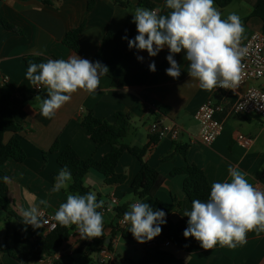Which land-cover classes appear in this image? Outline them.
I'll use <instances>...</instances> for the list:
<instances>
[{"label":"crops","instance_id":"0c3cea01","mask_svg":"<svg viewBox=\"0 0 264 264\" xmlns=\"http://www.w3.org/2000/svg\"><path fill=\"white\" fill-rule=\"evenodd\" d=\"M119 2L0 0V97L10 95L14 103V119L21 126L16 134L5 133L4 142L17 138L26 156L21 163L9 160L3 167L8 175V204L6 209L0 207V244L14 246L18 238L36 242L31 236L34 228L22 221L21 209L38 206L40 210L55 212L66 201L71 182L67 191H52L55 177L61 170L59 153L50 152L56 141L59 142L60 151L69 146L83 160L91 157L101 160L110 152L111 146L104 144L97 148L82 126V119L91 112L97 118L114 123L115 114L123 112L131 117L129 133L123 139V143L130 147L143 148L147 145L154 123L177 129L179 135L174 139L169 132L144 157V161L163 177L153 197L140 199L134 195L133 185L141 164L129 152L124 153L116 168L118 174L127 178L123 184L106 185L104 178L95 171L86 175L84 184L96 193L98 201L104 200L106 206L113 199L117 200L114 212L103 213V236L94 238L103 241L106 246L110 245L108 249L113 256L110 264H131L143 259L146 254L160 258L165 264H264V232L247 233V242L235 248L218 244L205 250L194 240L187 241L185 248L181 249L164 241L160 235L155 237V244L147 246L137 242L128 231L129 226L126 229L120 227V218L128 210L129 204L137 199L149 203L152 208L159 200L166 210V222H187L188 217L184 213L191 210L192 203L183 190L185 176L172 175L174 169L186 164L196 165L203 170L210 185L229 180L228 167L235 166L247 174L250 183L264 190V121L255 116L234 113L236 103L248 88L264 90V79L248 81L234 91L203 90L187 73L184 51L174 55L181 65V75L173 79L166 74V69L170 67L166 59L169 54L167 47L155 57H149L146 50L133 48L132 58L147 70L154 61L156 71L149 70L151 76L143 85L114 87L112 79H120L130 64L126 62L125 55L128 39H134L138 34L132 22L135 9L159 8L162 15L170 11L164 8L165 0ZM261 4H264V0H234L225 8H219L216 3L214 6L223 19L231 13L241 18L245 27L244 40L264 30V19L253 15ZM4 21L13 29H7ZM81 26L84 28L79 39L80 52H75L64 45L63 39L68 32ZM109 33L112 38L102 48ZM125 36L128 39H123ZM75 54L93 63L97 58L108 66L109 73L100 77V85L94 95L78 90L52 119L44 118L40 114L41 100L35 98L39 95L41 99H46L47 92L45 89L37 90L26 79V58L67 60ZM138 56L143 60H138ZM142 69L140 67L139 71L142 72ZM207 101L222 106L217 118L223 124V131L210 145L199 138L200 124L195 118L199 108ZM239 133L254 139L250 148L246 149L236 142L235 136ZM183 147L186 148V157L178 150ZM42 199L47 200V207L39 204ZM90 244L91 240L81 239L73 225L69 240L42 260L21 263L0 252V264H101L98 252L88 255Z\"/></svg>","mask_w":264,"mask_h":264},{"label":"clouds","instance_id":"9594fccd","mask_svg":"<svg viewBox=\"0 0 264 264\" xmlns=\"http://www.w3.org/2000/svg\"><path fill=\"white\" fill-rule=\"evenodd\" d=\"M164 8L170 10L166 15L160 14L159 8L135 9L132 22L138 34L128 40L129 49L146 50L149 57H155L167 47L166 59L170 67L166 74L173 79L181 75V65L174 55L184 51L187 73L201 89L234 91L241 80L242 59L248 54V48L241 43L245 33L241 18L231 13L223 19L214 0H165ZM137 59L142 61L143 57ZM149 70L156 71L154 61L149 64ZM108 73V66L75 54L67 60L30 62L26 79L32 86L46 90V99L39 95L35 99L41 100L40 114L52 119L78 90L94 95L100 77ZM228 175L229 180L211 184L206 201L193 200L191 210L184 213L188 217L184 237H194L205 250L217 244L235 248L247 242V233L264 232V190L250 183L247 174L238 167L230 165ZM3 179L8 181V177ZM71 181V172L64 166L55 177L52 191H67ZM39 204L48 206L43 199ZM104 206L105 201H98L95 192L69 193L53 218L62 227L75 225L81 239L99 238L103 236L104 216L98 209ZM21 216L22 221L34 229L47 223L38 206L21 209ZM123 223L129 225L128 231L137 242L145 243L161 234L166 213L153 210L149 203L137 199L129 204Z\"/></svg>","mask_w":264,"mask_h":264},{"label":"trees","instance_id":"16d2710c","mask_svg":"<svg viewBox=\"0 0 264 264\" xmlns=\"http://www.w3.org/2000/svg\"><path fill=\"white\" fill-rule=\"evenodd\" d=\"M233 1L234 0H214V3H216L219 8H225ZM117 2H119V0H117ZM119 3L122 4L121 2ZM123 5L128 4L124 3ZM89 6L91 7L92 3H90ZM253 15L264 19V4L259 5L254 10ZM3 24L7 29H13L7 22L4 21ZM83 28L84 27L81 26L78 29L68 32L63 39L64 45L75 52H80L79 39ZM111 38L112 34L109 33L103 41L102 48L109 43ZM125 60L130 63L128 69L120 79H112V85L114 87H135L145 84L149 80L151 72L132 58V49H129V47L125 55ZM97 61L96 58L94 63ZM26 62L29 65L30 62L41 63L47 61L40 58H26ZM140 67L143 68L142 72L139 71ZM13 106L14 103L9 94H3L0 97V207L5 209L8 204V184L4 181L3 177H8V175L5 173L3 167L9 160L21 163L26 158L17 138L13 137L8 143L4 142L5 133L11 132L16 134L21 128L14 119ZM130 122L131 117L129 114L123 112L115 114L114 123L97 118L91 112L83 117L81 124L88 131L97 148L104 144H109L111 146L110 152L101 160H97L93 157L83 160L69 146L60 151L59 142L56 141L50 152L59 153L58 164L61 169L67 166L71 172L72 181L69 187V193L83 195L91 192V189L84 184V179L90 171L99 173L104 178L106 185L123 184L127 178L123 174H118L116 168L124 153L129 152L135 156L141 164V169L133 185L134 195L137 198L143 199L146 197H153L156 194L163 182V177L158 174L155 168L144 161V157L147 151L159 142L160 137L158 134H151L150 141L143 148L130 147L123 143V139L126 138L129 133L131 126ZM178 150L186 157V148L183 147ZM177 174L185 176L183 190L191 203L193 200L197 199L201 201L207 200L211 185L203 170L196 165L186 164L183 167L173 170L172 175ZM153 210H163L166 213V210L160 204L159 200H156L154 203ZM116 211L118 214H121L119 209H116ZM187 226L188 224L186 221L181 220L174 222L169 220L163 225L160 237L164 241H168L184 249L187 241L194 240L198 242L194 237H184L183 232ZM72 229L73 226L62 227L59 224H57L56 230L50 233H45L43 228L33 229L31 230V236L36 239V242L26 238H18L14 246H10L8 243L0 244V252L9 255L21 263L40 261L45 256L51 255L55 250L59 249L67 242L71 236ZM103 246H106L103 241L94 240L88 247V255L98 252ZM107 247L110 248V245H107ZM131 264L165 263L158 257L146 254L143 259L137 262H131Z\"/></svg>","mask_w":264,"mask_h":264},{"label":"built area","instance_id":"2783aa9c","mask_svg":"<svg viewBox=\"0 0 264 264\" xmlns=\"http://www.w3.org/2000/svg\"><path fill=\"white\" fill-rule=\"evenodd\" d=\"M241 43L242 46L248 48V54L242 59L243 70L238 86L251 80L264 79V30L251 34L247 39H242ZM217 89L223 91L228 90L223 88ZM37 90L40 89L37 88ZM221 111L222 106L207 101L199 108L195 115L196 120L200 124L198 136L201 141L207 145L214 143L223 131V124L217 118V114ZM234 113L244 116H255L264 121V90L258 87L248 88L243 93L241 99L236 103ZM169 132H171L174 139L179 135L177 129L172 130L168 126L161 125V123H154L151 126V133L158 134L160 138H164ZM235 140L246 149L250 148L254 142L253 138L240 133L235 136ZM116 204L117 200L113 199L110 205H106L101 209L102 213L114 212ZM40 212L42 213V219L47 221L41 228L45 230V233L55 231L58 224L53 218L55 212H49L43 209L40 210ZM119 225L123 229L129 226L123 223V217L120 218ZM90 240L93 242L94 238ZM155 243V238L145 242L147 246H151ZM98 256L101 264H110L113 257L107 246H103L99 249Z\"/></svg>","mask_w":264,"mask_h":264},{"label":"rangeland","instance_id":"374dc122","mask_svg":"<svg viewBox=\"0 0 264 264\" xmlns=\"http://www.w3.org/2000/svg\"><path fill=\"white\" fill-rule=\"evenodd\" d=\"M97 188V187H96Z\"/></svg>","mask_w":264,"mask_h":264}]
</instances>
